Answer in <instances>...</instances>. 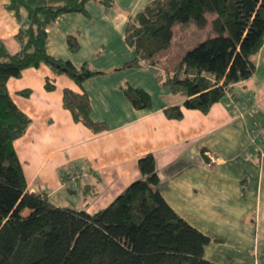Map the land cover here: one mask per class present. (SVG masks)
I'll list each match as a JSON object with an SVG mask.
<instances>
[{
	"label": "crops",
	"instance_id": "crops-1",
	"mask_svg": "<svg viewBox=\"0 0 264 264\" xmlns=\"http://www.w3.org/2000/svg\"><path fill=\"white\" fill-rule=\"evenodd\" d=\"M151 1L114 0L110 8L89 1L85 14H62L47 27L50 56L97 72L81 85L45 64L8 79L10 97L30 119L13 141L27 190L45 192L56 206L94 214L139 178L138 160L152 154L164 200L210 238L203 249L206 260L264 264V143L258 151L249 147L248 136L264 103L238 90L253 75L233 85L237 96L251 99L241 117L233 114L226 96L205 114L183 108L181 119L166 118L163 109L181 104L182 98L163 84L156 67L126 66L133 57L124 39L126 23ZM8 3L0 0V52L12 54L19 50L14 36L27 13L8 9ZM206 17L204 29L211 31L213 17ZM69 35L78 41L75 52L67 47ZM46 79L54 89H45ZM127 87L147 92L150 107L134 108L124 93ZM65 88L85 93L92 119L107 129L94 133L75 122L62 105Z\"/></svg>",
	"mask_w": 264,
	"mask_h": 264
},
{
	"label": "trees",
	"instance_id": "trees-1",
	"mask_svg": "<svg viewBox=\"0 0 264 264\" xmlns=\"http://www.w3.org/2000/svg\"><path fill=\"white\" fill-rule=\"evenodd\" d=\"M89 1L110 8L114 0H9L7 5L14 11L23 8L27 15L14 36L19 50L0 52V264H216L203 257L210 238L162 197L152 154L138 160L139 178L94 214L56 206L45 192L27 190L13 141L24 134L30 119L13 102L6 83L41 64L78 85L97 73L46 51L47 27L62 14H85ZM207 14L213 15L212 36L165 69L163 78L158 73L169 91L182 98L181 104L163 109L168 119H181L183 108L205 114L227 95L249 107L250 97L237 96L233 85L248 80L256 69L254 57L264 44V0H152L126 23L124 39L133 56L126 66L156 67L154 56L170 43L172 24L191 20L203 29ZM66 44L71 52L78 49L73 35ZM44 87L50 91L54 84L46 79ZM124 93L136 109L151 105L142 89L127 87ZM20 94L28 96L29 91ZM62 105L92 132L107 129L92 119L85 93L63 89Z\"/></svg>",
	"mask_w": 264,
	"mask_h": 264
},
{
	"label": "rangeland",
	"instance_id": "rangeland-1",
	"mask_svg": "<svg viewBox=\"0 0 264 264\" xmlns=\"http://www.w3.org/2000/svg\"><path fill=\"white\" fill-rule=\"evenodd\" d=\"M207 16L208 19L213 17L212 14H208ZM171 31L172 36L168 46L160 52H157L154 56L158 61L156 66L158 73L161 74L162 78L165 69L171 68L180 61L188 50L192 49L206 37H209V32H211L206 28L200 29L196 27L195 23L191 20L186 23L175 22L171 26ZM254 61L256 62V69L253 76L248 80L247 84L238 86V90L241 93L245 91L244 93L248 96L256 94V97L264 103V49L256 55ZM261 114L262 110H260L258 116Z\"/></svg>",
	"mask_w": 264,
	"mask_h": 264
},
{
	"label": "built area",
	"instance_id": "built-area-1",
	"mask_svg": "<svg viewBox=\"0 0 264 264\" xmlns=\"http://www.w3.org/2000/svg\"><path fill=\"white\" fill-rule=\"evenodd\" d=\"M229 98L230 107L232 112L236 116H243L244 110L247 109L246 103H239L231 95H227ZM249 147L256 148L259 151V146L264 143V115H261L260 121L248 132Z\"/></svg>",
	"mask_w": 264,
	"mask_h": 264
}]
</instances>
